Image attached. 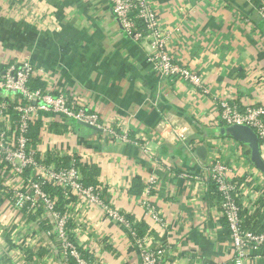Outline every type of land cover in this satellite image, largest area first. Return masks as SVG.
I'll use <instances>...</instances> for the list:
<instances>
[{"label":"crops","instance_id":"0c3cea01","mask_svg":"<svg viewBox=\"0 0 264 264\" xmlns=\"http://www.w3.org/2000/svg\"><path fill=\"white\" fill-rule=\"evenodd\" d=\"M149 1L174 61L198 74L201 87L160 77L147 59L148 39L127 36L109 0H0V71L29 59L43 69L33 79L46 89L65 93L75 106L127 134L130 142H122L38 112L36 148L50 162L76 155L84 166L96 165L102 199L165 248L163 264H228L229 230L216 187L184 173H197L213 160L227 164L246 221L264 232V175L251 161L250 146L220 134L226 125L216 122L223 99L264 108V21L258 14L264 0ZM164 119L184 138L169 132L162 137L157 126ZM259 145L264 160V141ZM10 195L0 185V259L58 264L56 241L43 234L37 215L14 209ZM61 209L89 264H141L128 230L100 206L71 195ZM248 255V264H264V245Z\"/></svg>","mask_w":264,"mask_h":264},{"label":"built area","instance_id":"2783aa9c","mask_svg":"<svg viewBox=\"0 0 264 264\" xmlns=\"http://www.w3.org/2000/svg\"><path fill=\"white\" fill-rule=\"evenodd\" d=\"M111 9L124 33L135 39H148L150 51L148 61L160 77L182 78L196 87H201V79L194 71L176 63L169 52L166 35L159 18L149 0H109ZM258 14L264 21V4L258 7ZM43 69L35 67L29 59L13 61L0 71V185L10 191L12 207L24 212L25 216L37 215V222L50 227L42 230L47 238L56 241L58 264H89V260L79 251V246L71 238L67 229L69 215L60 210L57 196L45 191V185L57 186L64 200L78 195L100 206L106 215L128 230L139 252L141 264H163L165 248L155 246L149 235H138L124 213L112 207L100 196V189L82 183V176L74 160L68 165L50 162L46 156H38L37 143L28 137L30 122L37 120L38 112H52L62 117L88 123L108 135L111 139L130 142L124 132L116 131L103 123L98 113L84 107L75 106L65 93L54 92L45 87L31 88L30 81ZM216 122L229 125H243L251 128L258 139L264 141V108L247 104L240 107L235 102H217ZM157 131L184 138V131L178 133L168 120H162ZM233 170L219 160H213L200 167L197 173H184L195 179H208L216 187L218 206L229 230L231 257L228 264H248V252L264 245V232L247 224L243 207L237 200L238 182L232 179ZM143 192L148 195L151 183ZM10 183L11 185H7ZM145 204V205H144ZM148 213L161 221L158 213L145 201Z\"/></svg>","mask_w":264,"mask_h":264},{"label":"trees","instance_id":"16d2710c","mask_svg":"<svg viewBox=\"0 0 264 264\" xmlns=\"http://www.w3.org/2000/svg\"><path fill=\"white\" fill-rule=\"evenodd\" d=\"M30 86H31V88L44 87V83L35 78V79H32L30 81ZM40 128H41V122L39 120H35L33 122H30L29 127H28L27 135L30 138L32 144L37 143L38 132H39ZM72 160H74L75 163L79 167V170H80V173H81V176H82V183L85 186L91 185V186L97 188V190H98L99 187H98V182H97V176L99 175V169H98V167L96 165L84 166L79 161V158L76 155H73V156H61V157H56V158L53 159V161L56 163V166H59L60 162L63 165H68L70 163V161H72ZM44 189H45V191H47L51 195L57 196V203L59 204L60 210H62L61 206H63L65 200L63 199V197L61 195L59 187L47 184V185L44 186ZM101 194L102 193H100V196H101ZM101 198H102V196H101ZM246 223L249 224L247 221H246ZM132 226L135 229L136 233L141 236L142 235V231H140L138 229V227H136L135 224H132ZM41 227L44 228V229H47L50 226L46 225L44 222H42ZM67 229H68L70 237L73 238L71 232L69 231L68 223H67ZM1 262H2L1 264H4V261H1Z\"/></svg>","mask_w":264,"mask_h":264},{"label":"water","instance_id":"95a60500","mask_svg":"<svg viewBox=\"0 0 264 264\" xmlns=\"http://www.w3.org/2000/svg\"><path fill=\"white\" fill-rule=\"evenodd\" d=\"M78 122L87 127L96 128L88 123L81 121ZM219 132L222 135L226 133L230 134L238 141L248 144L251 148L252 163L264 175V160L260 155L259 139L251 128L243 125H229L220 127ZM199 153L201 156L200 158L203 159V150L199 149Z\"/></svg>","mask_w":264,"mask_h":264},{"label":"rangeland","instance_id":"374dc122","mask_svg":"<svg viewBox=\"0 0 264 264\" xmlns=\"http://www.w3.org/2000/svg\"><path fill=\"white\" fill-rule=\"evenodd\" d=\"M1 261H3L2 259L0 260V264L2 263Z\"/></svg>","mask_w":264,"mask_h":264}]
</instances>
